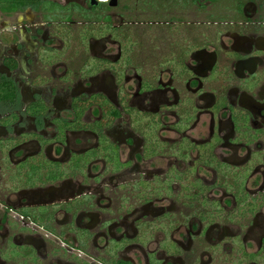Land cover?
<instances>
[{"label": "flooded vegetation", "instance_id": "flooded-vegetation-1", "mask_svg": "<svg viewBox=\"0 0 264 264\" xmlns=\"http://www.w3.org/2000/svg\"><path fill=\"white\" fill-rule=\"evenodd\" d=\"M0 264H264V0H0Z\"/></svg>", "mask_w": 264, "mask_h": 264}]
</instances>
